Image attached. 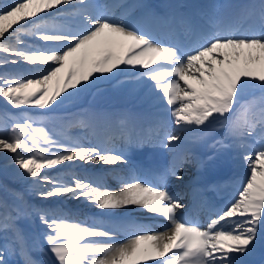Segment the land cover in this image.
<instances>
[{"label":"snow or ice","instance_id":"obj_1","mask_svg":"<svg viewBox=\"0 0 264 264\" xmlns=\"http://www.w3.org/2000/svg\"><path fill=\"white\" fill-rule=\"evenodd\" d=\"M62 6L72 7L75 29L41 17L42 13L62 15ZM110 7L92 0H13L0 7V40H15V46L0 42V53L13 57L0 60V64L48 65L21 69L14 75L0 74V97L14 108L34 105L44 109L62 93L72 96L69 89L79 91L81 85L109 79L106 74L114 69H136L142 79L151 81L148 87L160 94L156 99L168 106L165 111L178 129L168 132L164 124L157 125L155 132L162 146L179 142V132L195 131L213 122L226 125L228 134L245 149L242 158L247 175L238 197L201 226L178 218L177 210L184 205L167 190V170L158 184L126 180L120 191L102 189L79 178L64 182L42 170L65 162L115 165L126 159L111 148L56 140L32 121L16 122L11 136L0 135V152L13 154L4 159H11L23 170L17 173L21 178H31L41 199L70 193L73 199L83 197L101 210L136 205L171 225L158 233L140 230L119 242L110 231L76 220L63 210L37 209L35 214L46 228L43 239L54 257L48 264H246L244 257L264 243V0L255 14L242 9L227 24L209 18L208 26L187 48L163 44L124 18L115 19ZM52 9L57 12L52 14ZM24 35L55 46L26 48ZM66 68V75L61 76ZM249 88L261 93L259 107L255 101L243 99ZM216 144L227 146L223 140ZM171 174L177 175L174 170ZM14 211L18 217L20 209ZM236 217L240 219H233ZM14 218L11 213L4 214L0 231H13V243L23 252L24 238L8 222ZM0 264H6L2 252ZM25 264L33 262L27 259Z\"/></svg>","mask_w":264,"mask_h":264},{"label":"rangeland","instance_id":"obj_2","mask_svg":"<svg viewBox=\"0 0 264 264\" xmlns=\"http://www.w3.org/2000/svg\"><path fill=\"white\" fill-rule=\"evenodd\" d=\"M12 2H13V0H0V7H2V6L5 7ZM129 2H130V0H126L125 3H129ZM65 9L66 10H64L63 8L61 9L62 15H60V16L72 17L71 12L73 10L71 11L67 8H65ZM56 12H57V10H55V13ZM55 13H53V14H55ZM52 17H54V16H52ZM46 21H49V18ZM55 24L61 25L58 20ZM27 36H30V35L22 36V39L24 41L23 46L26 48H37L36 45L33 46L32 44L27 42V40L25 39V37H27ZM36 41L38 43L43 42V41H39L37 39H36ZM8 43L10 45L15 46L14 38L11 40L8 39ZM42 44H45V43H42ZM53 46H55V45H53ZM5 57H6V59L13 58V57L4 56L1 59L3 60V59H5ZM123 67H125V68L123 69ZM131 69L132 68H129L126 66H121L120 69L119 68L114 69L113 72L119 73V72H121V70H125L123 73H127L128 71L130 72ZM106 75H108L110 77L111 74H106ZM138 78H139V76H137L135 78H131L127 81L122 80L124 83L113 81L112 77H110L109 79H102V85L100 86V88L99 89L93 88L92 92H90L91 86H92L91 84L88 85V87L85 86V88L79 89V91H76L75 89H69L68 91L73 92L74 94L69 97L67 93H62L61 97L58 98L57 102H54L51 106L46 107V109L44 110L46 112L45 115H41L40 113H35L34 111L30 110V106H28V105L21 106L20 108H14L10 104H8L7 101H5L3 97H0V103H2V104H0V134L1 135L7 134V135L11 136L12 126L14 123L32 121V122H34V126L40 125V126L44 127L46 129V131H48V133L54 139L62 141V142H71L72 143V140L69 138V135L65 136V134H66L65 132H68V129L66 128V126L64 127L61 125L66 120V113H68V114L73 113V111H70V110L72 109V107L74 105L84 104V102L85 103L91 102V101L86 102V99L87 100L97 99L98 101H96V100L95 101L96 102H102V104H106L104 102H115L116 103L118 101L124 100L126 97L136 95L135 92L139 91L140 86L143 84V82L139 81ZM129 84H131L129 86V88H126ZM118 86H121V87H118ZM132 88H134V90H131L130 93H123V90L132 89ZM89 93H92V94H89ZM151 94H152L151 90H147L144 93V95L146 97H151ZM88 95H93V96L91 98H87ZM259 95L261 98V93ZM129 98H131V97H129ZM72 100L73 101L75 100L72 104L73 106L71 105ZM3 112L4 113L7 112V114L6 113L5 114L9 116L8 120L5 118L6 115H5V117L2 116ZM218 125H219V123L216 122V125L213 128L214 131H217L219 129ZM78 127L79 128H77L75 130L79 131L81 134L83 132L82 127L81 126H78ZM80 134H78V135H80ZM81 138L84 139L83 136H81ZM186 150H188V147H185L183 149V152H186ZM25 155H27V153ZM103 165L104 164H98L97 168L100 169V166H103ZM60 174H61V172H60ZM67 176L70 178V180H73L75 178L81 179V175L74 176V178L72 175H67ZM57 177H58V175L56 174L55 177H53V178H57ZM11 180L19 186V189L22 192L23 196L26 193V195H31L32 197L37 198L40 201L49 200V199H41L40 196L36 194V190L34 188H32V186H31V183H30L31 178L30 177L27 180H25V179L21 178V176H16V177H12ZM40 187L44 188V187H48V185H41ZM23 191H25V193ZM14 193L15 192L7 193V190L0 186V217L2 218L4 216V214L11 213V215L15 218L8 221V222L11 224H14L15 228L20 232L21 235H23L24 242L27 243V244L26 243L24 244V249L29 244L32 245V247L30 245V247L26 250L27 253L24 255V258L26 260L30 259L31 261H34V258H36L37 263H35V264H38L39 262H40L39 264H48L50 259L54 262V257H52V254L47 250L48 249L47 243L43 239V236H42V233L44 231H46V228L40 222L38 216L35 214L36 210L41 209V207H43V206L37 205L36 203L31 201L30 204H32L33 207H35V209L27 210L28 208H26V206L19 200V201L13 202V203H7L8 204V211L5 212L6 209L3 205V202H1V200L5 199L4 198L5 196H7L6 198L14 197V196H12V195H15ZM68 196H67V198H65V196H59V197H53L51 199L64 201L65 205H68L69 203L72 204L71 201L75 202L76 200H78V199H73L72 195H68ZM61 197L63 200L61 199ZM81 203H82L81 205L83 207H85L86 209L95 210V208H96V206L93 204L90 205L86 202H81ZM17 207L20 209V215L18 217L16 216V213L14 211V209ZM65 210L67 211V209H65ZM126 210H127V208H126ZM127 214H129V213L127 212ZM102 216H104V215H102ZM34 217H36L38 220V224H39L38 227L34 225V221H33ZM127 218L129 220H132V221H139L140 220V218L138 216L127 217ZM87 219H91V220H93V222L97 223V219L94 217H88ZM146 219H151V218H146ZM85 222H88V221H85ZM95 223H93V224H95ZM88 224H90V223H88ZM104 225L106 226L109 224H104ZM94 227H96V226H94ZM96 228L104 229L105 227L99 226ZM114 235L115 234H113V236ZM13 240H14V232L13 231H11V230L6 231V232L0 231V252L3 253V259L6 262V264H18V263H20L19 261H17L19 259V256L17 255V250H19L20 247L16 246L13 243ZM5 252H6V254H4ZM24 258H20L21 259L20 261L21 262L25 261Z\"/></svg>","mask_w":264,"mask_h":264},{"label":"bare ground","instance_id":"obj_3","mask_svg":"<svg viewBox=\"0 0 264 264\" xmlns=\"http://www.w3.org/2000/svg\"><path fill=\"white\" fill-rule=\"evenodd\" d=\"M131 1L129 3H125L126 0H92L93 3L95 4H98L100 6H105V5H108V6H112L109 8V11L110 13L114 14V18L115 19H120L121 18V14H123L122 11L120 12H117L118 11V8L119 6H121L122 4L123 5H126L125 6V10L126 9H134L135 7H137L136 5H133L131 6ZM229 1H235V0H226V3H228ZM9 4V3H8ZM11 4V3H10ZM121 4V5H120ZM6 5V4H5ZM4 5V6H5ZM3 7V6H2ZM66 7L67 9L69 10H73L71 6H62V8ZM55 10L57 9H52L50 10V12L53 14L55 13ZM66 10V9H65ZM124 10V12H125ZM124 15V14H123ZM41 17H43L44 19L45 18H49L50 15L47 14V13H42L41 14ZM74 20V18H73ZM6 23V22H5ZM16 26H14L15 28ZM77 26L74 27V29L76 28ZM12 29L9 30V32H11ZM5 36L7 37L8 36V33L5 34ZM31 36H28V38H30ZM32 38V37H31ZM32 39H35L34 37ZM30 40V39H29ZM27 41L29 42L30 44H32L33 46H37V48H41V47H52V43L51 42H47L45 43L44 45H39L38 42H36L34 40V42L32 41ZM0 42H3V43H8V39H3V40H0ZM10 42V41H9ZM39 45V46H38ZM4 56H8L6 53H0V60H2L1 58H3ZM6 59V57H5ZM51 63V62H50ZM0 74H7V75H14L15 72H20L21 69H35V68H46L48 67V65H29L27 63H22L21 66H13V65H3V64H0ZM125 67H123L124 69ZM120 69V68H119ZM132 70V69H131ZM125 70H121V72L119 73H112L110 75V77L113 78V81H117V82H121V83H124L123 81H127L131 78H135L137 77L139 74H136V75H133V73H137L136 69L134 71V69L129 73V71L127 73H123ZM140 71H143V70H140ZM66 72H67V68L65 69L64 73H61L60 75L61 76H65L66 75ZM24 75H31L32 73H28V72H23ZM96 75H100V74H96ZM123 80V81H122ZM183 83V82H182ZM251 83V82H250ZM141 84V83H140ZM91 91H93V88H96V89H99L100 86L102 85V79L99 80V81H96L95 83H92L91 84ZM88 87V86H87ZM85 88V86L81 85L79 89H83ZM131 89H126V90H123V93H130ZM248 92H251L252 94H255L257 95L259 92H258V89H246V93L244 92V95H247ZM89 94H92V93H89ZM152 95V94H151ZM93 95H88L87 98H91ZM130 100L128 101H119L121 102L122 104H125V105H128V106H132L136 109L135 107V104H133V101L131 100V98H129ZM98 101L97 99H91V100H87L86 99V102L87 101H91L90 103H85L84 104H78V105H72L73 102L75 101H71V106L72 109L70 111H73L72 114H68L66 113V120L65 122L63 123V126H66L68 125L70 122L72 121H77V123H81L82 119H81V116L84 117L86 115V113L88 112V116H89V119L91 121H93L95 124L97 125H100V124H105L107 126H110L111 123H113L114 121L116 120H119V121H122L123 123H126L128 124V126L131 125V118H127L126 116H121V115H116V116H111L113 115V112H118L117 110H115L116 108L115 107H109L107 104L108 102H104L106 104H102V102H96ZM115 100V99H114ZM118 101V100H117ZM100 103V104H98ZM2 104V103H0ZM26 106V105H24ZM46 108L44 109H40L39 107L37 106H30V110L34 111L35 113H39V112H43V110H45ZM23 112V111H22ZM111 115H110V114ZM119 114H123L122 112H118ZM63 116V115H62ZM97 125L93 126V127H96ZM79 128V127H78ZM109 128V127H108ZM218 129V128H217ZM1 135V134H0ZM88 135V134H87ZM65 136H68L67 134H65ZM81 136L83 135H78L77 133H71L69 135V138L72 140V143H78V144H83V145H88V146H96L94 144V142L91 140V138L89 136L85 137V135L83 136V138H81ZM84 140V141H83ZM231 142H236V138H233L231 140ZM238 144V143H237ZM236 144V145H237ZM235 145V146H236ZM18 151H21L20 149H18ZM26 154V153H25ZM13 154L12 153H8L6 150L3 151V152H0V179L1 180H7L9 178H12V177H16V176H19L17 175L18 172H23L22 169H19L17 165H15L11 159H4V157H11ZM243 160V159H242ZM127 164V162L125 163H120V166L122 165V168L119 170L122 172V175L123 176H126L125 172V165ZM119 165H117V167H120ZM98 167V164H94V163H89V164H83L81 161H76L74 163H69V162H65L64 165H59L57 166L56 168H52V169H44L42 170L43 174H47V175H50V176H54V175H58L60 179L63 178L64 180V177H63V172H73V171H77L79 170L78 173H81V174H86L90 177V181L92 182V176H94L95 178H97L98 182H99V179L104 175L106 176L107 173H110V171L112 170V165H103V166H100V169L97 168ZM81 171V172H80ZM61 172V174H60ZM178 176H180L179 174V171L176 172ZM177 175H174V177L177 178ZM19 178V177H18ZM17 178V179H18ZM74 178V177H73ZM14 179V178H13ZM181 179H185V177L183 178H180V180L176 181V183H179L181 182L182 180ZM99 187L104 189V187L100 186L101 184L98 183ZM182 185V184H181ZM107 186H113L112 184H109L107 183ZM115 187H111L109 188V190H112V191H120L121 188L123 187V183L122 181H118L117 183H115L114 185ZM180 190V188H177ZM183 189H187L186 186L183 187ZM69 197V196H68ZM184 200V198L180 201L182 202ZM34 201V200H33ZM81 202H87L85 200V198H81L80 200H76L75 202L72 201V204L74 205H78V206H82ZM34 203L38 204L40 202H36V200L34 201ZM88 203V202H87ZM43 204V203H41ZM64 201H60V200H54V199H51V204L50 205H60V207H65L66 209H68V205L70 207H72L73 205L71 203H69L67 206H64ZM85 204V203H84ZM94 205V204H93ZM133 206H136V205H130V206H127V207H124V208H120V209H114V210H110L112 211L113 213L116 214V216L118 218H121L123 217L124 215L123 214H118V213H121L122 210H125L126 208H131ZM69 207V208H70ZM61 208V209H63ZM97 209H99L98 207H96ZM5 209L8 211V209L5 207ZM73 209H78L76 207H72L71 210ZM101 210V209H99ZM66 211V210H65ZM124 213H127V211H123ZM123 219V221L125 220L130 226H134V225H141V226H146L149 228V230L153 233H158V232H162V231H165L166 228H170L169 226H167L165 229H164V225L163 224H158L157 223V219L155 218H151V219H146V218H140L139 222L138 221H132V220H129L128 218H121ZM233 219H240L239 217H236V218H233ZM89 225H92V226H96L98 227V225L96 224H93V223H90ZM168 225V224H166ZM123 228H125V226H122ZM105 230H107L106 228H104ZM127 229V227H126ZM164 229V230H162ZM24 230V229H23ZM24 232V231H23ZM11 233V232H10ZM131 234H133L134 232H130ZM24 234V233H23ZM23 236V235H22ZM8 237V236H7ZM115 241H119V242H124L126 241L127 239H114ZM26 242H24L25 244ZM10 244V243H9ZM27 244V243H26ZM31 244H29L28 246H26V248L23 250V252L21 251V249L19 248V250H17V255L19 256V259L17 261H20L21 259L20 258H24V255L26 254V250L30 247ZM6 247V246H5ZM9 247V246H8ZM24 247V246H23ZM32 247V245H31ZM34 247V246H33ZM35 249V248H34ZM5 250V249H4ZM14 251V250H13ZM15 253V252H14ZM6 254V252L4 253ZM15 255V254H14ZM10 256V255H9ZM247 258H249V256H246L244 257L245 261L247 260ZM251 260L255 259L254 256L250 257ZM25 259V258H24ZM26 261V259H25ZM25 261L23 262H20L18 264H25ZM40 263V262H39ZM38 263V264H39ZM33 264H35V262H33Z\"/></svg>","mask_w":264,"mask_h":264}]
</instances>
